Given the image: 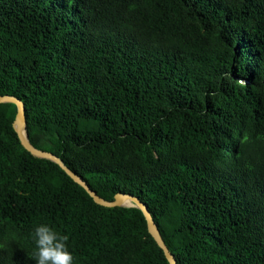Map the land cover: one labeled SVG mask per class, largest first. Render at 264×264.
<instances>
[{
	"label": "trees",
	"instance_id": "16d2710c",
	"mask_svg": "<svg viewBox=\"0 0 264 264\" xmlns=\"http://www.w3.org/2000/svg\"><path fill=\"white\" fill-rule=\"evenodd\" d=\"M0 96L102 199L148 209L176 264H264V0H0ZM0 103V264L33 232L74 264H168L135 207L32 156Z\"/></svg>",
	"mask_w": 264,
	"mask_h": 264
},
{
	"label": "water",
	"instance_id": "95a60500",
	"mask_svg": "<svg viewBox=\"0 0 264 264\" xmlns=\"http://www.w3.org/2000/svg\"><path fill=\"white\" fill-rule=\"evenodd\" d=\"M0 103H11L16 107L15 118L12 123V127L17 135V138L22 145V147L29 152L32 156L39 159H46L54 164H56L74 183L79 185L87 195L92 198L93 202L97 205L113 208V207H135L141 211L144 216L147 231L154 240L155 244L162 251L165 259L168 264H176L174 256L170 253L166 245L164 244L158 227L152 219L151 214L149 213L146 206L136 197L125 194V193H116L111 201H107L99 197L79 176L74 172L68 169L64 163L52 153L47 151L38 150L30 145L27 139L26 130H25V110L24 105L21 100L14 96H0ZM22 127L23 132L20 130ZM124 200L127 202L124 203Z\"/></svg>",
	"mask_w": 264,
	"mask_h": 264
},
{
	"label": "clouds",
	"instance_id": "9594fccd",
	"mask_svg": "<svg viewBox=\"0 0 264 264\" xmlns=\"http://www.w3.org/2000/svg\"><path fill=\"white\" fill-rule=\"evenodd\" d=\"M36 264H74L69 251V236L60 234L47 224H39L33 232Z\"/></svg>",
	"mask_w": 264,
	"mask_h": 264
},
{
	"label": "bare ground",
	"instance_id": "6f19581e",
	"mask_svg": "<svg viewBox=\"0 0 264 264\" xmlns=\"http://www.w3.org/2000/svg\"><path fill=\"white\" fill-rule=\"evenodd\" d=\"M20 130L23 132V130H22V127L20 128ZM127 201L126 200H124V203H126Z\"/></svg>",
	"mask_w": 264,
	"mask_h": 264
}]
</instances>
